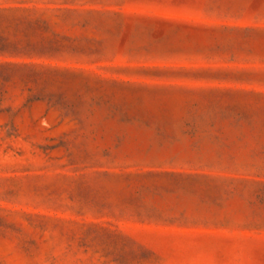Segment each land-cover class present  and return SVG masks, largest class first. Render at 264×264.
Listing matches in <instances>:
<instances>
[{
	"label": "rangeland",
	"instance_id": "obj_1",
	"mask_svg": "<svg viewBox=\"0 0 264 264\" xmlns=\"http://www.w3.org/2000/svg\"><path fill=\"white\" fill-rule=\"evenodd\" d=\"M0 264H264V0H0Z\"/></svg>",
	"mask_w": 264,
	"mask_h": 264
}]
</instances>
